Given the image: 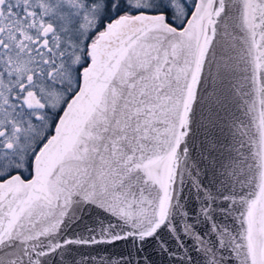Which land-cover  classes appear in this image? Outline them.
Segmentation results:
<instances>
[{"label": "snow or ice", "instance_id": "snow-or-ice-1", "mask_svg": "<svg viewBox=\"0 0 264 264\" xmlns=\"http://www.w3.org/2000/svg\"><path fill=\"white\" fill-rule=\"evenodd\" d=\"M0 264H264V0H0Z\"/></svg>", "mask_w": 264, "mask_h": 264}]
</instances>
